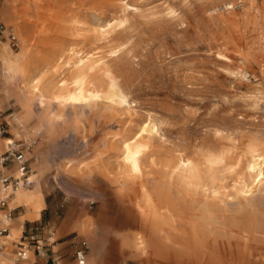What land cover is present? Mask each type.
<instances>
[{"label":"rangeland","instance_id":"1","mask_svg":"<svg viewBox=\"0 0 264 264\" xmlns=\"http://www.w3.org/2000/svg\"><path fill=\"white\" fill-rule=\"evenodd\" d=\"M0 24L19 40L18 47L0 40V112L8 123L0 155L9 139L30 145L26 156L34 183L24 190L33 191L38 182L49 210L43 220L46 207L40 219L29 222L37 221L38 235L56 250H73L63 264H78L79 241L88 244L87 264H108L107 255L121 250L127 238L150 239L125 223L129 207L120 200L117 180L129 177L120 174L114 156L119 152L105 156L102 165L94 159L107 133L150 119L172 130L165 133L168 147L186 145L194 154L227 159L228 200L234 206L223 229L213 231L215 239L253 255L251 264H264V175L258 183L246 170L250 149L264 141V0H0ZM4 47L13 56L23 53L27 84L35 79L47 91L60 81L70 84L75 61L87 59L96 68L89 81L101 92L98 108L73 111L71 122L56 126L51 136L38 131L40 118L25 116L8 79ZM99 115L108 128L98 132ZM85 135H93V143L86 145ZM76 158L84 161V171L58 175ZM13 197L9 207L17 208L16 218L26 208L12 204ZM4 209L0 220L8 226ZM85 222L103 250L96 261L90 260L88 236L76 227ZM22 235L5 239L8 260L1 258V264H16L13 242ZM164 249L161 240L141 256L120 251L114 264H168Z\"/></svg>","mask_w":264,"mask_h":264},{"label":"bare ground","instance_id":"2","mask_svg":"<svg viewBox=\"0 0 264 264\" xmlns=\"http://www.w3.org/2000/svg\"><path fill=\"white\" fill-rule=\"evenodd\" d=\"M228 6L231 9V6ZM3 51L7 54L5 62L8 79L15 84L16 98L25 116L38 115L40 118L41 126L38 131L51 136L56 126L71 122L73 111L77 114H87L91 109L98 108L101 92L90 86L89 81L90 74L96 68L88 64L87 59L75 61L73 81L70 84L60 81L51 91H47L41 89L35 79L27 84L29 76L23 65V53L13 56L6 47ZM59 60L61 59H57L58 62ZM122 102L128 103L127 97L122 98ZM98 118V132L100 127L107 129L108 126L105 127L104 124L105 117L99 115ZM16 119L20 125L23 124L22 119ZM170 131L172 130L163 128L158 119H150L134 128L107 133L101 146L96 149L94 159L99 162L98 165H102L104 157L111 155L113 150L119 152L114 156L120 174L129 177V180H117L120 200L129 207L125 223L143 229L150 237H126L121 250L111 251V254L107 255V263L114 264L121 254L120 251L123 254L141 256L148 248L163 240L165 249L161 257L168 264H251L253 255L236 252L238 250H235V245L216 240L213 233L215 229H223L224 222L231 216L229 206H234L228 200L229 180L226 174L229 162L224 156L213 158L194 154L186 145L168 147L164 139L165 133ZM83 137L86 145L93 143V135ZM1 148L0 140V152ZM249 154L251 160L246 170L254 177V181L258 178L259 183L264 175V141H258ZM76 159H70L66 167H60L58 175L70 177L75 174H72L73 171L77 174L84 171V161L79 162ZM92 173L85 174L84 177H91ZM34 188L31 192L21 188L15 191L12 204L25 207L26 212L19 218V226H16L15 220L6 218L8 228L12 220L10 234L6 240L22 233L24 221L41 218L46 203L38 182ZM138 194H141V198ZM135 213L141 217L143 225L134 217ZM76 227L80 234L88 236L93 251L90 260L96 261L102 256L103 250L94 238L92 225L85 222ZM2 258L6 259V255Z\"/></svg>","mask_w":264,"mask_h":264},{"label":"built area","instance_id":"3","mask_svg":"<svg viewBox=\"0 0 264 264\" xmlns=\"http://www.w3.org/2000/svg\"><path fill=\"white\" fill-rule=\"evenodd\" d=\"M3 39L9 40L13 47H18L19 40L14 32L10 28H7L4 24H0V40ZM7 135L8 123L3 119V114L0 112V140L5 138ZM6 145V151L0 155V168L2 169L0 170V209L7 206L8 200L14 195L15 191L20 188L29 189L34 183L30 176V169L26 156V153L30 150V145L27 143L20 144L11 139L7 140ZM4 170H7V172L15 170V173L12 175H6ZM5 218L10 220L12 218V212L7 214ZM31 231L34 232L35 230ZM8 234L9 228L0 221V262L1 258L6 254L7 243L5 238ZM28 237L31 239H28ZM33 239V234H30L22 236L19 241L13 242L17 261L28 260L30 253L29 242ZM87 251V242H77L74 258L79 264H85ZM53 264H62L60 258L54 259Z\"/></svg>","mask_w":264,"mask_h":264},{"label":"crops","instance_id":"4","mask_svg":"<svg viewBox=\"0 0 264 264\" xmlns=\"http://www.w3.org/2000/svg\"><path fill=\"white\" fill-rule=\"evenodd\" d=\"M0 170H2V169L0 168ZM11 198L8 200L7 206L5 207V209L8 210L7 214L12 212V216H13V212L17 208L16 209H10L9 201L11 200ZM2 209H0V212L3 211ZM48 210H49V205L47 204L46 209L43 211L41 220L44 219V214ZM21 215L22 214H20L16 218H13V217L11 218L12 220L16 221V226H19L21 224V222H19V218L21 217ZM36 223H37V221H35V222L24 221L22 223V233H23V235H24V233L26 235L33 234L34 239L29 242V244H30V253H29L28 260H25V261H17L16 260L15 261L16 264H53V260L56 259V258H60L62 264H63V262H67L71 258L70 254L73 252V250L70 251L68 248H64L63 247L64 245H62L60 247L61 250H56V247L53 246V242H50L49 239L44 241L43 239L40 238V236L38 235L39 234V228H37L35 226ZM31 230H35V231L32 232ZM9 234H10V229H9ZM30 237H28V239H31ZM13 253L15 254V250H13Z\"/></svg>","mask_w":264,"mask_h":264}]
</instances>
